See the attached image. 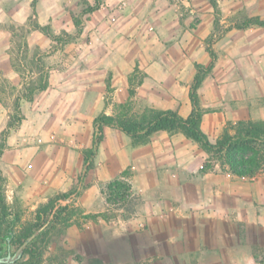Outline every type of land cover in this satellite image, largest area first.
<instances>
[{
  "label": "rangeland",
  "instance_id": "1",
  "mask_svg": "<svg viewBox=\"0 0 264 264\" xmlns=\"http://www.w3.org/2000/svg\"><path fill=\"white\" fill-rule=\"evenodd\" d=\"M211 1L37 0L36 19L39 23L49 25L54 34L63 36L64 40H70V36L74 38L63 45L31 29L29 20L33 15V0H0V73L3 69L10 70L14 60L26 77L31 75V69L36 72L38 65L50 72L52 81L47 91L40 93L33 103L23 102L26 120L11 133L9 140L13 145L7 147L8 153L0 160V168L8 171L15 151L17 158L21 159L22 151L26 153L28 148H36L34 157L41 154L44 163L49 165L46 174L59 166L60 151L70 150L77 156L78 152L86 149L92 136L89 126L93 119L102 113L116 114L115 104H128L123 112L129 117L147 108L137 91L145 80V71L139 70L134 74L136 93L131 96L132 88L126 87L128 75L132 72L133 65L129 60L134 57L136 37H133L132 29L126 28L123 22L125 15L137 13L135 27L151 31V13L157 10L156 7H161L164 15L174 12L182 20H188L190 27H195L199 23L197 8L200 6L204 14ZM214 1L219 6L220 24L210 45L237 21L264 12V4H258L259 0L253 5H248L247 0H236V6H230V0ZM88 4L98 8L86 12ZM76 19L81 21L80 35ZM12 25L25 28L24 31L18 30L14 42L9 31ZM24 35L29 43L28 50L24 46L19 47L23 44ZM11 70L17 76V82L12 83L20 89L21 76L15 69ZM227 75L229 68L224 64L221 71L207 77L208 84L221 90L225 88ZM109 78H112L114 86L112 91L108 89ZM15 94L16 91L4 90L0 85V99L3 100L0 102V141L12 112ZM205 110L209 113L218 109L209 106ZM106 141L122 151H128L132 145L130 138L121 131H108ZM193 145L201 150L197 144ZM32 159L33 156L31 160L27 158L26 166L31 172L35 169L30 165L33 164ZM208 164L212 170L204 172ZM196 168L198 176L204 178L205 174L209 175L202 181L203 186L214 189V192L218 187L223 188L225 183L232 185L235 190L231 201L218 197L216 193L210 194L208 190L195 198H146L130 178L132 197L126 196V200L119 203H108L107 188L116 177L106 175L103 178L100 171L91 173L81 187L80 197L68 202L83 208L88 214L106 212L111 220L89 221L84 223V229L73 226L64 234L52 231L45 251L46 260L57 253L60 246L73 251L68 264H264V173L253 178H239L206 154L197 162ZM32 175L31 180L34 179ZM37 182L39 187L45 186L47 179L38 178ZM7 183V199L11 207L22 214L23 222L33 220L37 208L48 200L31 199L30 196L41 193L28 179L17 184ZM223 192L229 197L230 189L225 188ZM61 193L65 192L54 193L48 199ZM227 208L241 210L232 212ZM128 215L131 218L125 219ZM198 219L206 223L227 220L238 224L237 233L233 228L224 237L234 238L236 243L226 244V240L219 243L216 238L219 230L215 233L214 229L205 230V238L199 240L198 227L194 225ZM246 223L248 232L244 227ZM134 231L139 236L129 238V244L123 242V237ZM233 258L237 260L233 261Z\"/></svg>",
  "mask_w": 264,
  "mask_h": 264
},
{
  "label": "crops",
  "instance_id": "2",
  "mask_svg": "<svg viewBox=\"0 0 264 264\" xmlns=\"http://www.w3.org/2000/svg\"><path fill=\"white\" fill-rule=\"evenodd\" d=\"M230 1V6L237 5L236 0ZM247 1L249 2L248 5L258 2V0ZM258 4L262 6L264 0H259ZM156 9L151 13L149 19L150 25L153 26L151 31L145 28L140 29L139 26L135 27L138 21L137 13H129L124 17L123 22L126 28L132 29V35L136 37L133 49L134 57L129 60V63L133 65L132 72H129L126 87L130 86L136 93L135 87L130 85L129 78L139 70H144L146 77L137 91L138 97L144 101L146 107L178 111L182 117L187 118L192 112L189 91L196 73L195 65L201 64L207 67L213 60L208 52L210 45L208 40L216 30L217 13L212 2H210V6L206 7L204 14L199 6L197 8L199 23L195 27H190L188 20H182L178 14L173 12L164 15L161 7H156ZM158 9L159 12H157ZM224 9L230 10L232 7H224ZM255 16L264 18V12L257 13ZM218 17L220 18V11ZM210 46L217 56L214 69L210 75L221 71L224 64L229 68V75L225 77V88L219 90L216 87H211L208 84L207 77L210 76L208 75L199 90L202 108L208 109L211 106L218 109L205 114L203 121V130L213 141L219 137L226 122L264 120V28L232 29ZM11 69H3L1 73L13 84L17 82V76L13 74ZM109 80L112 91L114 88L112 78ZM23 102L27 101H22L21 104L26 120ZM118 105L115 104V112ZM96 118L89 126L92 130V136L87 142L86 149L92 146L93 123ZM108 131L119 130L105 127V138L95 159V169L88 174L85 184L91 173L95 171H100L103 178L106 175L118 177L130 168L132 184L135 188H140L139 190L146 198H195L200 197L205 190H208L210 194L216 193L218 197L223 196L231 201L235 190L232 185L225 183L223 188L218 187L215 192L214 189L211 190L208 186H203L202 181H205V177L209 175L205 174L204 178L198 176L196 165L205 154L198 150L197 146L193 145L185 136L181 134L171 136L161 132L154 135L151 142L146 145L138 147L131 145L128 151H122L117 146L112 147L111 142L106 141L105 143ZM9 138L7 147L13 145ZM104 144L106 145L104 146ZM27 150L26 153L21 152L23 154L21 159L17 158V151H15L14 157L8 164V171L1 170L10 184H17L28 179L33 183V186H37L39 188L38 193L41 194L36 193L34 196H30L33 201L44 202L54 193H66L78 184L84 165L83 150L78 152V157L72 154L73 152L70 150L60 151L62 158L59 166L46 172V174L45 171L49 169V165L44 163L42 155L38 154L34 157L37 154L35 153L36 148H28ZM7 153V151L4 152L5 155ZM32 156L33 164L30 165L35 168L33 172L27 170L26 167L27 158L31 160ZM27 172L29 173L27 174ZM31 174H33V180H31ZM38 178H46L47 184L39 187ZM225 188L230 189L229 197L223 192ZM227 210L238 212L241 209L227 208ZM196 222L198 223H194V225L198 227L199 240L205 238V230L209 232L214 229L215 233L219 230V236L216 237L219 239V243L221 240H226V244L236 243L234 238L226 239L224 237L233 228L237 233L238 224L227 220H214L206 223L198 219ZM244 227L245 231L248 232L249 225L246 223ZM132 233L129 232L128 235H125L123 242L129 244V238L133 235L139 236L135 231ZM229 233L232 235V232ZM206 234L208 235V233ZM139 243L141 244V241ZM230 252L234 253L232 250ZM236 260L237 258H233V261Z\"/></svg>",
  "mask_w": 264,
  "mask_h": 264
},
{
  "label": "trees",
  "instance_id": "3",
  "mask_svg": "<svg viewBox=\"0 0 264 264\" xmlns=\"http://www.w3.org/2000/svg\"><path fill=\"white\" fill-rule=\"evenodd\" d=\"M217 18L215 21V29L219 26V9L216 1H211ZM33 15L30 17L29 25L32 30L39 31L49 37L53 42H61L66 45L70 40H64L63 36H57L49 25L42 26L36 19L37 16V0H33ZM98 6H87L86 12H93ZM78 35L82 33L81 21L76 19ZM252 27L264 28V18L253 16L237 21L230 26L227 31L232 29L246 30ZM24 31V27H9L13 42L18 36V30ZM212 35L208 43L210 44ZM69 37V36H68ZM23 44L19 47L29 49V43L26 35L22 36ZM212 63L209 66L196 64V73L189 91V98L192 104V112L187 117H182L178 111L161 110L155 108H145L139 114L129 117L124 114L128 104H120L117 106V113L107 115L105 113L99 115L94 120V135L92 146L83 150V171L79 176L78 184L72 187L68 192L57 194L48 199L45 204L40 205L31 221L22 220V214L13 209L7 199V178L0 168V260L14 255V253L22 246V244L39 230L44 224L49 225L31 242L25 250L23 256L15 264H68L69 257L73 251L64 247H58L50 259L46 260L45 251L48 240L52 231H59L64 234L69 228L77 226L84 229L86 222H99L111 220L107 213L88 214L83 208L75 206L68 202L73 197L80 195L81 187H84L88 174L95 169V159L99 148L105 138V127H111L124 133L131 140L133 147L146 145L151 142L154 135L165 132L169 135L181 134L188 140L197 144L199 148L211 159L217 160L222 167L231 172V174L239 178H253L264 173V120H241L236 123L227 122L222 134L216 141H212L203 130L204 116L207 110L203 109L200 102L199 90L204 80L210 75L214 69L217 56L211 46L208 47ZM12 67L21 76L22 83L20 89L14 86L3 77L0 73V85L16 91L12 102V112L9 115L7 126L1 134L0 141V160L7 149V141L11 133L18 129L25 117L22 112V101L34 102L36 97L46 91L51 84L50 72L45 70L43 66H36V72L31 69V75L25 76L21 68L12 60ZM36 65V64H35ZM138 71V70H136ZM134 74L130 76L129 82L133 86ZM108 88L111 89V82L108 80ZM134 90H131V96ZM2 103L3 100L0 99ZM211 165L203 170L211 171ZM132 177L130 168L122 172L114 179L107 188L108 203H119L126 200V196L132 197L133 187L129 180ZM113 199V200H112ZM132 213V212H131ZM132 215V214H131ZM114 218V217H113ZM131 218L130 215L125 219Z\"/></svg>",
  "mask_w": 264,
  "mask_h": 264
},
{
  "label": "water",
  "instance_id": "4",
  "mask_svg": "<svg viewBox=\"0 0 264 264\" xmlns=\"http://www.w3.org/2000/svg\"><path fill=\"white\" fill-rule=\"evenodd\" d=\"M49 225V223L44 224L39 230H37L32 236H30L22 246L14 253L13 256L8 258H3L0 260V264H15L20 260L23 256L27 247L31 244V242Z\"/></svg>",
  "mask_w": 264,
  "mask_h": 264
}]
</instances>
